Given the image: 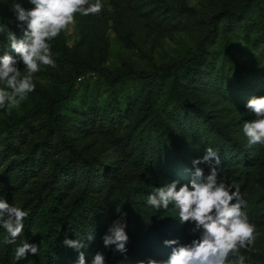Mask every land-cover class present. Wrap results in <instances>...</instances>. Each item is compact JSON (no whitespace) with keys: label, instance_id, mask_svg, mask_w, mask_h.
Returning <instances> with one entry per match:
<instances>
[{"label":"rangeland","instance_id":"1","mask_svg":"<svg viewBox=\"0 0 264 264\" xmlns=\"http://www.w3.org/2000/svg\"><path fill=\"white\" fill-rule=\"evenodd\" d=\"M12 3L14 0H5ZM104 8L98 15L82 16L77 14L75 23L57 38L50 41L55 68L41 66L34 74L35 90L18 109H0V125L8 116L22 117L32 110L35 103L44 102L55 90L64 91L70 64L65 59H57L58 53L53 44L75 52L87 64L99 65L111 72H131L116 84L112 97L106 83L99 73L87 71L73 81V97L68 105H63L60 116L64 130L69 138L77 137V145L87 147L96 141H104L103 152L98 153L101 160L110 155L108 145H112L119 135L124 134L130 122L137 115L143 92L151 82L149 78L139 79V74L149 75L158 68L198 55L202 50L208 53L207 64L197 78L190 83L179 73L182 87H192L200 93L203 109L216 115L231 136L245 149L241 159L251 160L256 169L245 191L241 195L247 202L243 210L251 223L256 225L257 238L253 245L241 249L246 257L245 264H264V145L249 146L243 134L245 121L255 119L246 109L247 101L255 96H264V6L247 0H102ZM25 9L31 4L22 0ZM249 6L250 9H242ZM248 14L247 20L242 13ZM0 24L6 25L0 33V56L11 52L8 31L13 21L0 15ZM17 37L21 36L18 28ZM14 54V53H13ZM21 65V71H23ZM169 77L158 76L152 85V104L162 114L170 105ZM114 102L120 109L114 115L113 123L101 121L88 123L86 131L78 136L80 125L85 122V111L89 104L95 109L109 106ZM127 105L132 115L125 113ZM97 120V119H96ZM107 123V124H106ZM114 127L108 132L106 127ZM38 126L22 133L23 138L15 141V150L2 153L0 144V183L11 192L8 203L24 211L25 202L31 197L32 190L48 183L54 175L53 162L74 160L71 168L79 170V157L72 154L59 139H53L47 151L46 160L35 170L32 177L20 181L14 176L19 173L18 158L28 152L27 146L32 138L38 136ZM19 144V145H18ZM182 156L188 154L190 144L182 143ZM22 154H21V153ZM114 167V160L105 161ZM92 178V182L94 181ZM82 177H58L55 185L59 191V201L68 202L82 185ZM106 186L94 191L103 201L102 207L112 201L105 196ZM101 192V193H100ZM38 231V222L32 223L30 232L23 238L33 242ZM235 257H229L232 264Z\"/></svg>","mask_w":264,"mask_h":264},{"label":"trees","instance_id":"2","mask_svg":"<svg viewBox=\"0 0 264 264\" xmlns=\"http://www.w3.org/2000/svg\"><path fill=\"white\" fill-rule=\"evenodd\" d=\"M247 2L264 6V0ZM0 15L13 21L11 31L18 35L12 3L0 0ZM242 16L247 20L246 12ZM52 47L58 53V60L65 59L70 64L66 88L63 92L53 91L46 101L35 103L32 110L22 117L8 116L2 122V153L6 155L15 150L17 138H23L22 133L33 130L36 124L38 136L29 142L28 152L18 158V175L10 176H18L20 181L27 176L32 177L35 170L44 164L51 142L56 138L72 154H77L80 167L79 170H71L74 166L71 157L66 161L53 162L55 172L51 180L33 189L31 197L25 202L29 215L23 221V233L16 244L7 242L9 234L0 226V264H78L79 252L85 254V264H90V258L97 251L104 254L106 264H137L138 261L146 262L148 258L166 260L171 248L164 246L165 240L178 239L181 244H188L198 234L189 233L194 225L180 224L172 205L168 210H156L147 204V197L155 188L172 181L188 183L194 172L192 161L202 158L209 147L219 154L218 178L229 184L235 183L241 195L256 174L253 161L241 159L245 155L244 147L231 136L216 115L203 109L200 93L192 87H182L179 81V73L184 72V78L192 83L207 64L208 53L202 50L187 60L160 67L152 74H139V79L149 78L151 82L143 92L138 113L124 134L108 145L111 154L101 160L98 153L104 151L105 142L96 141L90 149L77 145V137L69 138L64 130L61 109L71 103L73 81L83 73H99L113 97L117 82L131 72L115 73L99 65L91 66L60 44H53ZM158 76L171 79V105L162 114L152 104V85ZM108 105L95 109L89 104L84 114L87 123L80 125L78 136L82 138L81 132L86 131L88 123L95 126L98 121L97 129L103 119L113 123L114 115H118L120 109L114 102ZM129 112L131 109L127 105L125 113L132 115ZM106 130L112 132L114 127L108 125ZM183 142L190 144L188 154L184 156L181 154ZM106 160H114V167L106 165ZM196 167L202 168L207 175L209 169L206 164ZM78 174L83 179L82 185L68 202L61 203L55 181L58 177L73 178ZM93 177L95 180L92 182ZM102 185L106 186L105 196L112 200L103 207V201L94 191L95 188L101 191L99 187ZM10 194L5 184L0 183V199L8 201ZM122 213L126 214V233L129 237L126 255L114 253V246L106 248L102 241L108 226ZM34 221L38 222V231L31 243L38 244L39 251L36 255L29 254L26 259L16 261L14 249L24 241L23 237L30 232ZM90 233L95 237L92 241L86 239ZM66 237L69 240L79 239L85 246L79 250L67 248L63 244Z\"/></svg>","mask_w":264,"mask_h":264},{"label":"clouds","instance_id":"3","mask_svg":"<svg viewBox=\"0 0 264 264\" xmlns=\"http://www.w3.org/2000/svg\"><path fill=\"white\" fill-rule=\"evenodd\" d=\"M32 5L25 9L22 0H14L13 14L20 28L21 36L8 31L11 52L0 56V109H18L35 90L34 74L41 66L56 67L52 58L50 41L57 38L75 23L77 14L82 16L98 15L104 8L102 0H27ZM6 25L0 24V33ZM14 53V54H13ZM21 65L23 71H21ZM246 109L255 119L243 123L242 130L248 145H264V96L251 97ZM194 172L186 184L178 181L165 183L148 195L147 204L156 210H168L172 205L178 213L180 224L194 225L189 229L197 238L188 244L178 239L165 240L164 246L171 248L166 260L148 258L137 264H229V257H235L232 264H245L246 257L240 254L254 244L257 238L256 225L251 223L243 210L247 202L240 194L235 183L219 179L220 159L218 152L209 147L202 158L192 161ZM199 164L208 166L205 175ZM179 185V186H178ZM27 211L10 205L0 199V226L9 234V244H16L23 233V221ZM126 214L114 220L102 237L104 247L114 246L113 252L126 255L129 237L126 233ZM90 233L86 239L94 240ZM67 248L79 250L85 245L81 240L64 239ZM39 245L24 240L16 245L14 259H26L29 254L36 255ZM78 264H85V254L79 252ZM90 264H106L103 253L97 251Z\"/></svg>","mask_w":264,"mask_h":264}]
</instances>
